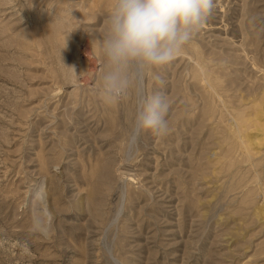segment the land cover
Segmentation results:
<instances>
[{
    "label": "rangeland",
    "instance_id": "rangeland-1",
    "mask_svg": "<svg viewBox=\"0 0 264 264\" xmlns=\"http://www.w3.org/2000/svg\"><path fill=\"white\" fill-rule=\"evenodd\" d=\"M113 3L0 0V264H264V0H215L147 70L169 132L135 142L137 89L98 94Z\"/></svg>",
    "mask_w": 264,
    "mask_h": 264
},
{
    "label": "clouds",
    "instance_id": "clouds-1",
    "mask_svg": "<svg viewBox=\"0 0 264 264\" xmlns=\"http://www.w3.org/2000/svg\"><path fill=\"white\" fill-rule=\"evenodd\" d=\"M214 8L215 0H114L100 41L107 68L98 94L103 103L113 105L137 89L139 106L130 133L132 142L144 132L158 137L169 132L170 102L166 94L154 91L144 95L140 86L147 70L162 68L176 58L204 27ZM153 79L163 86L162 76L154 75ZM44 199L41 185L33 194L38 212L33 229L46 234L50 221L45 220L41 209Z\"/></svg>",
    "mask_w": 264,
    "mask_h": 264
}]
</instances>
